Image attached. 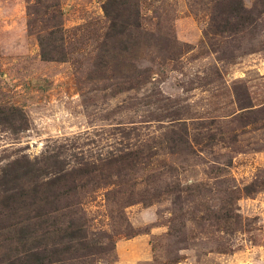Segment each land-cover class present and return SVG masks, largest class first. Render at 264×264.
Wrapping results in <instances>:
<instances>
[{
    "label": "rangeland",
    "instance_id": "1",
    "mask_svg": "<svg viewBox=\"0 0 264 264\" xmlns=\"http://www.w3.org/2000/svg\"><path fill=\"white\" fill-rule=\"evenodd\" d=\"M17 162L45 175L26 193L79 177L0 206V263L12 225L75 203L91 243L65 264H264V0H0V176Z\"/></svg>",
    "mask_w": 264,
    "mask_h": 264
},
{
    "label": "trees",
    "instance_id": "2",
    "mask_svg": "<svg viewBox=\"0 0 264 264\" xmlns=\"http://www.w3.org/2000/svg\"><path fill=\"white\" fill-rule=\"evenodd\" d=\"M41 48L43 57L47 60H50L49 57L46 56V47L44 43H41ZM126 155L127 154H122L119 156V158H117L116 156H113L111 158L107 157V161H109V163L113 165H122L126 160L129 161V156L126 158ZM88 161L90 163L88 165L89 168L81 167L80 169L72 170L71 173L80 174L83 171V174L85 176L94 177L95 172L99 170V161L103 163L104 158H99L95 161ZM14 167L15 168L13 170L15 174L13 172L5 171V174L0 176V196H2L3 198V200L0 202V206L2 207L1 209L4 212L17 213V210H28L29 206H32L33 203H30V201L27 202V200L33 199L34 194L36 195L40 192L50 194L45 196L44 198H40V208L41 210H44V208L50 207V205H52L53 202H49V200H53L56 202L63 197L61 187L66 184V180H68V178L70 179L73 177H79L76 174L67 177L68 175H61V173L58 172V174H53L54 179L49 181V187H46L44 190H39V192L34 187L32 189H29L31 190V193H26V189L21 187L22 185L21 183H19V181H24L32 178L31 181L33 182V178L35 176L38 175L39 177H41L45 175L37 174L36 172L31 174V170L28 168V166L20 164V162L14 164ZM70 193L72 194L74 192ZM107 195H109L107 199L109 202H111V204L118 205L122 208L129 205L136 197V193L134 190H126L123 187L115 188ZM15 197L16 201L22 200L19 206L13 205V203L15 202ZM74 204L75 203H72L70 205L72 207L71 210H69L68 205H66L62 208H54L51 212H46V215H40V217H49L51 216V213H54L56 217L61 214L66 215L69 218V221L61 225L62 228L54 229L52 226H50V228L44 226L45 231L39 235V231L37 228L39 224L34 223L36 217L26 219V223L21 224L20 226L12 225V227L15 231H17L19 236L17 237V241L14 242L21 243L22 246L25 248V251L17 257V262L14 261V259L16 260V257H13L6 259L0 264H55L54 256H59L63 254L65 255L64 258H61L59 260L56 257V262H59L58 264H65V262H70L72 260L66 257H68L69 251L72 248L76 247L77 244L79 247L86 250V248H88L86 246L91 242L88 241V236L86 234L87 231L83 225V222H85V211L82 208L80 210L77 209V204L75 205V207ZM59 233L65 234L61 238V241L48 243V238ZM41 237L43 240H45V242L43 243V245H37L38 243L36 242L38 241V238ZM66 245L70 246L66 247Z\"/></svg>",
    "mask_w": 264,
    "mask_h": 264
}]
</instances>
